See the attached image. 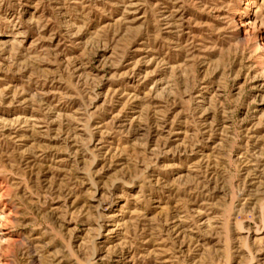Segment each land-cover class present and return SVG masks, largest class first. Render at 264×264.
I'll return each instance as SVG.
<instances>
[{
  "label": "rangeland",
  "instance_id": "obj_1",
  "mask_svg": "<svg viewBox=\"0 0 264 264\" xmlns=\"http://www.w3.org/2000/svg\"><path fill=\"white\" fill-rule=\"evenodd\" d=\"M0 264H264V0H0Z\"/></svg>",
  "mask_w": 264,
  "mask_h": 264
}]
</instances>
